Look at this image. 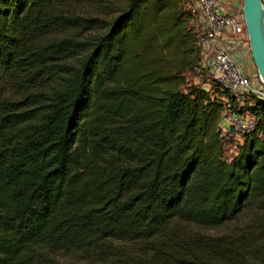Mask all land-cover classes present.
I'll return each instance as SVG.
<instances>
[{
  "label": "trees",
  "instance_id": "trees-1",
  "mask_svg": "<svg viewBox=\"0 0 264 264\" xmlns=\"http://www.w3.org/2000/svg\"><path fill=\"white\" fill-rule=\"evenodd\" d=\"M71 1L0 0V264H264V99L220 89L182 0L107 22ZM77 28L104 31L50 39ZM193 63L207 88L181 91ZM224 112L256 119L230 160ZM245 210L239 230L196 229Z\"/></svg>",
  "mask_w": 264,
  "mask_h": 264
},
{
  "label": "built area",
  "instance_id": "built-area-1",
  "mask_svg": "<svg viewBox=\"0 0 264 264\" xmlns=\"http://www.w3.org/2000/svg\"><path fill=\"white\" fill-rule=\"evenodd\" d=\"M191 1L194 6L193 11L197 12L196 33L199 39L196 45L201 48L202 52L216 45L218 41H230L238 45L239 48L250 51L241 13L242 1L236 13L233 14L226 13L224 0ZM261 2L264 7V0ZM210 59L211 75L228 97L235 99L240 104H242V99L249 95L260 100L264 99V89L259 78L254 82V75L245 70L229 53L217 48ZM226 117L220 127L222 134L228 139L231 138V141L225 146V150L231 146L229 151L234 156L237 144L241 142L243 136L254 129L256 119L249 112ZM234 137H236V141L233 143ZM231 157L229 158L231 159Z\"/></svg>",
  "mask_w": 264,
  "mask_h": 264
},
{
  "label": "rangeland",
  "instance_id": "rangeland-1",
  "mask_svg": "<svg viewBox=\"0 0 264 264\" xmlns=\"http://www.w3.org/2000/svg\"><path fill=\"white\" fill-rule=\"evenodd\" d=\"M127 0H77V1H71L70 4L65 7V12L66 15L69 16H77L83 19H90V18H96L102 22H107L111 19H113L115 16H117L119 14V11L124 7L125 8V3ZM225 5L229 4V0H224L223 2ZM179 8L181 10L187 11L190 10L191 13L193 14V3L191 0H182L180 1L179 4ZM236 13V12H234ZM162 27H164V25H161ZM187 27L190 28L191 30H193L194 32H196V17L194 19H192L191 21L189 20L187 23ZM104 30H102L101 28H93L91 30H85L83 28H77L74 30H68V31H64V32H60L52 37H50L51 40L56 41L65 37H72L75 38L77 40H93L94 38H96L97 36H99V34H101ZM196 39L198 40V36H196ZM159 41V40H158ZM229 41H225L222 43H226ZM165 54H167L165 52ZM83 54H81L78 58H73L72 60L70 59L68 61V63L70 64H76L77 61L79 60L80 57H82ZM249 57H250V52H249ZM242 61H244L242 59ZM250 61L252 63V74L254 75V79L255 81H257L258 79V73L256 71V68L254 66V63L250 57ZM202 62L205 65V60L203 59ZM238 62V61H237ZM240 63V62H238ZM191 64V62H190ZM243 67L244 64L241 62L240 63ZM203 65V66H204ZM205 68H207L206 66H204ZM245 70H247L245 68ZM212 73V72H210ZM184 84L180 87L181 91H187L191 86H197V87H203V88H207V82H208V73L204 72V71H200L198 69V66H196V64L192 65V69L188 68L184 71ZM210 77V76H209ZM210 80V79H209ZM9 88L6 87V90H8ZM11 92V91H10ZM93 101V97L91 98V103ZM92 107H90L87 111V115H89L90 111H91ZM132 112H127L126 116L124 118L123 121H126L127 117L131 114ZM121 114L120 110H116L114 111V113H112L111 115L114 118H119ZM223 116L226 117L228 116V113H223ZM227 118V117H226ZM115 125H118L119 122L115 121L114 122ZM236 137H234L233 139V143ZM231 141V140H230ZM231 146H228L225 150L224 153V158L226 160H229L231 155L230 153V149L229 148ZM251 215V211L245 210L242 214H240L239 216H237L234 220H232L231 222H228L227 224L218 226V227H212V228H205V227H197L196 229L203 235L205 236H210V237H219V236H223L226 235L228 233H231L233 231L239 230L249 219ZM115 246H117V243L115 244ZM124 248L126 249L127 247L124 246ZM55 260H57L59 263H64L65 261H71L73 264H101L100 262H96L92 259H84L83 257H79V256H74L73 258L62 254V255H57L55 256Z\"/></svg>",
  "mask_w": 264,
  "mask_h": 264
},
{
  "label": "water",
  "instance_id": "water-1",
  "mask_svg": "<svg viewBox=\"0 0 264 264\" xmlns=\"http://www.w3.org/2000/svg\"><path fill=\"white\" fill-rule=\"evenodd\" d=\"M241 13L250 56L264 89V7L261 0H242Z\"/></svg>",
  "mask_w": 264,
  "mask_h": 264
},
{
  "label": "crops",
  "instance_id": "crops-1",
  "mask_svg": "<svg viewBox=\"0 0 264 264\" xmlns=\"http://www.w3.org/2000/svg\"><path fill=\"white\" fill-rule=\"evenodd\" d=\"M231 3L228 5H225V11L228 14H233L234 12L237 11V9L239 8V5L241 3L242 0H230ZM225 42V41H223ZM222 49L225 52L229 53L236 61L238 62H242L244 64V68H246L250 73L252 72L251 68H252V63L250 61V57H249V51L247 49H241L239 48L238 45H236L233 42H226V43H222L221 41H218L216 45L210 47L209 49H207L206 51L201 53L202 56V60L204 59L205 62L207 61V64H211V56L213 55V52L215 49ZM242 59L244 61H242ZM252 74V73H251ZM253 81L255 82V79H253ZM224 123V119L222 120ZM222 123V124H223Z\"/></svg>",
  "mask_w": 264,
  "mask_h": 264
}]
</instances>
